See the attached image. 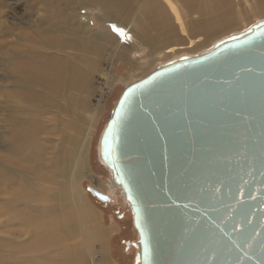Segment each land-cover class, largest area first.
I'll return each instance as SVG.
<instances>
[{
    "label": "rangeland",
    "instance_id": "rangeland-1",
    "mask_svg": "<svg viewBox=\"0 0 264 264\" xmlns=\"http://www.w3.org/2000/svg\"><path fill=\"white\" fill-rule=\"evenodd\" d=\"M170 1L158 0L165 19L155 20L157 24L147 14V5L126 19L93 0H0V171L6 165L15 180L16 172L22 175L18 156L10 152L16 143L13 133L24 131L37 140L38 157L30 165L33 174H28L34 180L31 187L55 195L61 191V197L65 190L69 199L59 215H49L50 220L60 219L67 236L46 249L48 259L132 264L138 244L129 207L97 161L98 136L111 110L126 86L158 66L182 55L198 56L214 42L264 19V0H231L227 24L210 35L205 31L209 26L201 23L209 13L208 8L199 11L203 0ZM113 13L116 18L109 20L107 15ZM83 139L87 145L80 165L74 142ZM57 151L65 165L69 161L66 177H58L63 163H58ZM8 185L11 192L17 187ZM88 188L108 196L110 205L103 207ZM1 194L0 208L9 198ZM34 204L41 214H56L57 207L49 201ZM0 221V237H12L7 215L0 214ZM22 237L27 243L28 236ZM7 250L5 259L17 258L20 264L41 254L27 249L15 258Z\"/></svg>",
    "mask_w": 264,
    "mask_h": 264
},
{
    "label": "water",
    "instance_id": "water-1",
    "mask_svg": "<svg viewBox=\"0 0 264 264\" xmlns=\"http://www.w3.org/2000/svg\"><path fill=\"white\" fill-rule=\"evenodd\" d=\"M96 152L131 213L132 264H264V19L126 86Z\"/></svg>",
    "mask_w": 264,
    "mask_h": 264
},
{
    "label": "bare ground",
    "instance_id": "bare-ground-1",
    "mask_svg": "<svg viewBox=\"0 0 264 264\" xmlns=\"http://www.w3.org/2000/svg\"><path fill=\"white\" fill-rule=\"evenodd\" d=\"M230 1L231 0L202 1L203 4L199 8V11L204 13L209 9L207 19L204 18V20L201 21V23L207 24L209 26L208 29L205 30L208 34L211 35L216 30L227 24L229 18L228 15L230 13V10L232 9L230 5ZM93 2L97 3L100 6L102 5L105 8H112V12L119 11L121 12V14H125L126 19L130 18L131 12L134 11L136 8H140V6L147 5V14L150 16L151 19H153L155 23H157V21L155 20L163 21L165 19L163 17V12L161 11V5L159 4L158 0H93ZM166 2L171 3L170 0H166ZM75 5L77 4H74V6ZM107 17L109 18V20H113L116 18L115 13L111 15L110 14L107 15ZM90 37L91 36L87 38ZM23 133L25 132L22 131L19 133H13V139L16 140V143L11 148V152H10L11 154L18 156L15 162L19 167H21L22 175H19V173L16 172L18 174L17 176L18 179L15 180L13 177L9 176L10 174L8 173V170L9 171L12 170L6 167V165L2 166V171H0V194L5 193L4 195L7 194L9 197L8 200H5L6 204L1 205L2 207L0 208V214L7 215V218H9L10 221L9 224H11L12 226V229L10 230V234L12 235V237H0V264H20V261L17 260L15 255L21 252L23 253V251L27 249L28 250L30 249L31 251L35 250L41 252L38 258L34 256L36 257V259L35 260L32 259L31 261L28 259V262L26 261L27 263L30 262V264H62L61 259H57L56 257V256H60L59 253L55 255L56 257L55 259L54 258L48 259L47 251H49V249L48 250L46 249L49 248L50 246L56 247L57 245H59L61 241L64 240L65 238L64 236H67L66 233L67 228L61 223L60 219L57 220L55 218L56 220L55 219L50 220L49 217L52 214L59 215L60 212L62 211L61 210L59 212L60 209L67 208L69 199L67 194L65 193V190L63 197H61L62 196L61 191H59V193L55 195L52 193H44L43 191L40 190L39 191L33 190V187H31V185L34 180L32 181L29 178L28 174L30 175L33 174V170H32L33 167H30V165L33 166L32 163L35 161V158L38 157V154L35 153V146L37 144V140L36 138H34V136L32 139H30L29 137L26 136V134L24 135ZM82 136L83 137L85 136L84 128L82 129ZM74 144L77 153L79 151L77 156L78 158L77 161L78 164L81 165V161L83 158V151L85 150V147L87 145V140L83 139L82 141L80 140L78 143L74 142ZM56 155L58 156L57 158H59L58 163H63L59 151L56 152ZM68 166H69V161H68ZM68 166L65 165L64 163L60 165L61 170L58 172L59 178L67 176L68 173L67 169L69 168ZM23 170L27 171V175L24 174ZM21 180H24V182H26V185H24L21 182ZM35 183L37 182L35 181ZM8 184H15L17 186L13 190L14 192L13 191L11 192V190L9 189L10 187L8 188L9 186ZM72 195L74 197L73 202L77 206L78 202L76 200L74 193ZM45 201H49L51 205L55 206V208L57 207L56 210H53L55 211L56 214L52 213L51 212L52 210L48 211L47 213L43 212L41 214L42 211L38 210V208L35 207V205H37L34 204L35 202L45 203ZM49 209H51V207H49ZM51 219L53 218L51 217ZM75 223L76 222H73L72 224L75 226ZM4 227L8 228V226L7 227L4 226ZM23 233L26 234V236H28L27 243L24 242L25 239H23L22 237L24 235ZM5 249H9L11 251L10 252L11 255H14V257L16 258L14 261L13 260L8 261L7 259H5L4 257ZM30 257H32L31 254ZM23 263L24 262H22V264Z\"/></svg>",
    "mask_w": 264,
    "mask_h": 264
},
{
    "label": "flooded vegetation",
    "instance_id": "flooded-vegetation-1",
    "mask_svg": "<svg viewBox=\"0 0 264 264\" xmlns=\"http://www.w3.org/2000/svg\"><path fill=\"white\" fill-rule=\"evenodd\" d=\"M98 166L99 167H102V166H100L99 164H98ZM102 169H104L105 170V168H103L102 167ZM106 171V170H105ZM90 194V193H89ZM97 202H99L103 207H108L109 205H110V202H108V203H105V202H103V201H99V200H96Z\"/></svg>",
    "mask_w": 264,
    "mask_h": 264
},
{
    "label": "snow or ice",
    "instance_id": "snow-or-ice-1",
    "mask_svg": "<svg viewBox=\"0 0 264 264\" xmlns=\"http://www.w3.org/2000/svg\"><path fill=\"white\" fill-rule=\"evenodd\" d=\"M113 30L118 32L120 35H123V31L121 29L115 28V26H113Z\"/></svg>",
    "mask_w": 264,
    "mask_h": 264
},
{
    "label": "crops",
    "instance_id": "crops-1",
    "mask_svg": "<svg viewBox=\"0 0 264 264\" xmlns=\"http://www.w3.org/2000/svg\"><path fill=\"white\" fill-rule=\"evenodd\" d=\"M106 255H107V254H106ZM106 255H105V256H106ZM107 256H108V255H107Z\"/></svg>",
    "mask_w": 264,
    "mask_h": 264
}]
</instances>
